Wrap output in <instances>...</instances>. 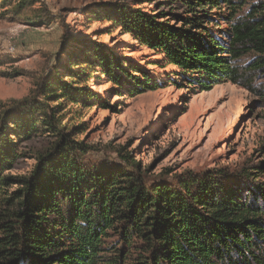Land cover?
<instances>
[{
  "label": "trees",
  "instance_id": "trees-1",
  "mask_svg": "<svg viewBox=\"0 0 264 264\" xmlns=\"http://www.w3.org/2000/svg\"><path fill=\"white\" fill-rule=\"evenodd\" d=\"M31 1L18 0V6ZM185 2L191 13L174 14L177 23L110 2L95 15L163 53L188 84L201 90L221 81L250 87L264 74V0ZM223 18L228 27L215 29ZM39 20L41 15L29 24ZM94 46L97 57L65 64V77L56 68L42 77L36 100L12 104L0 116V264H264V181L258 178L264 160L256 171H244L247 186L221 169L149 178L128 155L126 166L86 163L87 147L72 140L57 117L64 114L63 100L85 105L96 97L87 84L94 67L84 68L86 62H98L116 85L125 76L137 88L159 86L147 69L126 70L122 60ZM39 126L54 132L56 141L38 154L28 175L5 174L16 158L9 132L30 135Z\"/></svg>",
  "mask_w": 264,
  "mask_h": 264
},
{
  "label": "rangeland",
  "instance_id": "rangeland-1",
  "mask_svg": "<svg viewBox=\"0 0 264 264\" xmlns=\"http://www.w3.org/2000/svg\"><path fill=\"white\" fill-rule=\"evenodd\" d=\"M109 2L176 23L174 14L191 13L185 0H34L22 7L18 0H10L0 4V116L12 104L21 107L36 100L42 77L56 68L65 77V64L97 57L96 43L99 54L119 58L131 72L135 66L147 69L159 86L137 88L125 76L116 85L98 62H86L84 68L94 67L87 84L96 99L85 105L63 100L64 114L57 117L67 125L71 139L87 147L83 155L87 164L126 166L123 156L128 155L149 178L221 169L227 179L247 186L244 171H256L264 160V74L259 72L248 88L231 81L206 90L188 84L177 78V67L167 63L163 53L141 44L125 27L95 15ZM222 10L228 14L226 7ZM39 15L41 22L29 24ZM216 23L215 29L229 25L226 18ZM63 35H67L65 46ZM247 60L249 55L240 63ZM113 69L123 74L116 64ZM38 128L30 135L9 132L16 158L5 174L28 175L38 154L56 141L54 132ZM258 178L264 181V176Z\"/></svg>",
  "mask_w": 264,
  "mask_h": 264
}]
</instances>
